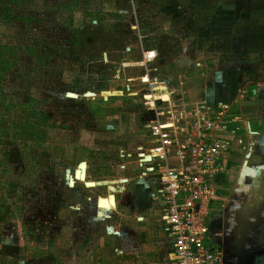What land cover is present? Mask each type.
Returning a JSON list of instances; mask_svg holds the SVG:
<instances>
[{
  "label": "rangeland",
  "instance_id": "obj_1",
  "mask_svg": "<svg viewBox=\"0 0 264 264\" xmlns=\"http://www.w3.org/2000/svg\"><path fill=\"white\" fill-rule=\"evenodd\" d=\"M163 82L231 108L225 201L264 185V0H0V264L126 263L159 219L127 154Z\"/></svg>",
  "mask_w": 264,
  "mask_h": 264
},
{
  "label": "built area",
  "instance_id": "obj_2",
  "mask_svg": "<svg viewBox=\"0 0 264 264\" xmlns=\"http://www.w3.org/2000/svg\"><path fill=\"white\" fill-rule=\"evenodd\" d=\"M142 79L157 83L149 75ZM131 81L126 79L127 90ZM162 88L147 98L143 128L149 143L127 156L153 180L150 210L159 213L175 264H224L221 249L211 243L210 226L213 212L225 202L223 184L232 168L233 112L221 101L190 103L183 91L169 92L166 82Z\"/></svg>",
  "mask_w": 264,
  "mask_h": 264
},
{
  "label": "flooded vegetation",
  "instance_id": "obj_3",
  "mask_svg": "<svg viewBox=\"0 0 264 264\" xmlns=\"http://www.w3.org/2000/svg\"><path fill=\"white\" fill-rule=\"evenodd\" d=\"M247 178L211 218L210 233L225 264H264V185Z\"/></svg>",
  "mask_w": 264,
  "mask_h": 264
},
{
  "label": "crops",
  "instance_id": "obj_4",
  "mask_svg": "<svg viewBox=\"0 0 264 264\" xmlns=\"http://www.w3.org/2000/svg\"><path fill=\"white\" fill-rule=\"evenodd\" d=\"M184 96L186 97V95ZM212 101L213 100L207 103L212 104L219 100H214L213 102ZM144 131H145V135H144L145 138H143V141L138 143L136 146L149 143L150 141L149 133L146 129H144ZM130 158L132 160L133 170L136 171L137 173L138 182L142 183L146 189L145 194L139 197V200L141 201L143 199L144 202L146 203L145 207L150 210V206L152 204V199L150 194L154 189V185L152 182L153 180L152 178L150 179L149 176L148 178L147 176H144L142 174L143 168L137 164L134 156ZM86 170H87V165H86ZM125 189H126L125 186H121L120 191L122 192ZM134 195H135L134 192H131V196ZM115 203H117L116 197H115ZM135 210H137L138 213L142 214L143 213L142 205L141 207L138 206L137 208H135ZM145 218H146L145 215H143L142 217L137 216V219L141 220V223L139 222L135 226L137 240H135L134 246L132 245L131 249L127 250V252H125L124 249H119V248H116L115 251L126 253L127 256L125 257V262H126L125 264H175L171 243L169 242L168 237L167 236L165 237L161 231L163 229L162 222H160L159 219L158 221L157 220L146 221L147 219ZM102 264H106V263H102Z\"/></svg>",
  "mask_w": 264,
  "mask_h": 264
},
{
  "label": "water",
  "instance_id": "obj_5",
  "mask_svg": "<svg viewBox=\"0 0 264 264\" xmlns=\"http://www.w3.org/2000/svg\"><path fill=\"white\" fill-rule=\"evenodd\" d=\"M250 156V152H248L247 154H246V159L244 160V166H247V162H248V157ZM83 165H85L86 166V163L85 162H81L80 164H79V166H83ZM86 173V172H85ZM84 172L82 173V176H84V174H85ZM86 175V174H85ZM245 176H246V172L245 171H241L240 173H239V178H238V183H243V181H244V179H245ZM85 177V176H84ZM84 177H82L83 179H84ZM69 184L71 185V186H73L74 185V179L72 178V176H70L69 177ZM85 184L87 185V186H93L94 184H93V182H85ZM110 188H113V189H111V190H114L115 188L114 187H112V186H110ZM114 199H115V196H114ZM224 264H225V262H224Z\"/></svg>",
  "mask_w": 264,
  "mask_h": 264
},
{
  "label": "bare ground",
  "instance_id": "obj_6",
  "mask_svg": "<svg viewBox=\"0 0 264 264\" xmlns=\"http://www.w3.org/2000/svg\"><path fill=\"white\" fill-rule=\"evenodd\" d=\"M85 168H86V166H85ZM85 168H83L84 172H86V171H85ZM77 173H79V171H77V172L75 173V176L77 175ZM85 174H86V173H85Z\"/></svg>",
  "mask_w": 264,
  "mask_h": 264
}]
</instances>
